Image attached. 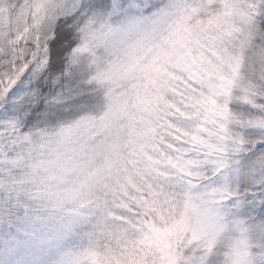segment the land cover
<instances>
[{
  "label": "snow or ice",
  "instance_id": "obj_1",
  "mask_svg": "<svg viewBox=\"0 0 264 264\" xmlns=\"http://www.w3.org/2000/svg\"><path fill=\"white\" fill-rule=\"evenodd\" d=\"M0 264H264V0H0Z\"/></svg>",
  "mask_w": 264,
  "mask_h": 264
}]
</instances>
